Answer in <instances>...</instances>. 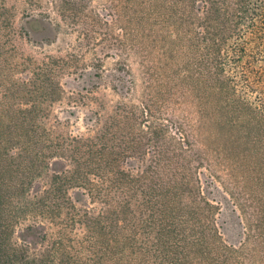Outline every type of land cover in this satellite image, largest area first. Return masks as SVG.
Wrapping results in <instances>:
<instances>
[{"label":"trees","instance_id":"1","mask_svg":"<svg viewBox=\"0 0 264 264\" xmlns=\"http://www.w3.org/2000/svg\"><path fill=\"white\" fill-rule=\"evenodd\" d=\"M30 2L49 15L42 0ZM129 2L134 36L187 39L192 56L179 67L199 74L182 82L220 95L218 57L241 32V79L253 98L241 90L239 122L203 126L241 135L245 242L264 247V0ZM15 18L0 0V264H229L237 249L221 239L217 206L203 195L205 151L186 136L168 142L150 104L97 109L91 134L61 129L52 107L64 59L23 53Z\"/></svg>","mask_w":264,"mask_h":264},{"label":"rangeland","instance_id":"2","mask_svg":"<svg viewBox=\"0 0 264 264\" xmlns=\"http://www.w3.org/2000/svg\"><path fill=\"white\" fill-rule=\"evenodd\" d=\"M42 1L49 15L29 9L30 0H5V4L16 10L15 24L23 32L17 43L23 53L64 59L65 73L59 78L63 95L52 107V119L61 120L64 131L91 134L97 109L103 112L105 106L110 111L119 102L150 104L154 122L166 125L168 142L177 144L186 136L205 151L200 169L203 195L217 206L213 222L221 239L237 249L227 255V262L264 264V247L245 242L241 135H231L229 127L217 133L213 125L203 126L209 119L241 120V90L249 92L241 79V32L229 39L218 57L224 86L220 95L219 88L182 82L187 75L199 74L196 66L190 74L179 67L192 56L187 39L179 40L174 33L168 39L134 36L130 0ZM158 28V35L164 34ZM251 34H245L249 43ZM137 164V160L128 162V166ZM20 236L18 229L16 237Z\"/></svg>","mask_w":264,"mask_h":264}]
</instances>
